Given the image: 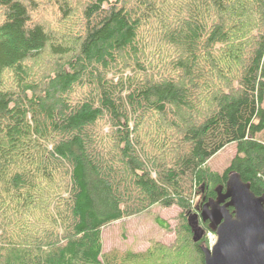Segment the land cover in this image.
I'll list each match as a JSON object with an SVG mask.
<instances>
[{"label":"trees","instance_id":"trees-1","mask_svg":"<svg viewBox=\"0 0 264 264\" xmlns=\"http://www.w3.org/2000/svg\"><path fill=\"white\" fill-rule=\"evenodd\" d=\"M45 1L0 0V264H159L103 251L105 226L153 204L180 209L204 264L194 198L232 171L264 193V0H82L78 24L47 0L63 25Z\"/></svg>","mask_w":264,"mask_h":264},{"label":"rangeland","instance_id":"rangeland-1","mask_svg":"<svg viewBox=\"0 0 264 264\" xmlns=\"http://www.w3.org/2000/svg\"><path fill=\"white\" fill-rule=\"evenodd\" d=\"M68 4L73 11V14L69 18L70 23L78 24L83 2L82 0H68ZM60 14L55 4L46 0L38 17L46 21L58 23L57 25L69 23L68 19L67 22L60 19ZM49 58V55L45 52L38 55L31 65L35 74L47 72V70L43 69L47 67L44 68L46 61L50 60ZM49 69L51 70L52 68L49 66ZM6 74L8 75V73ZM235 152V144L229 143L209 158L207 165L211 170L221 173L229 165ZM193 204L194 207L200 205V210H195V213L190 215V222L193 229L196 230L203 203L200 204L199 196H196ZM179 212L180 209L176 205L166 207L160 204H153L138 214L111 222L102 229L103 251L105 253L114 251L117 253H139L152 248V250L166 253L165 261L156 257L155 260L159 264H190L194 262L193 254L188 251L189 243L187 238L182 233V220L178 218ZM158 219L162 220L166 226L165 224H160ZM207 225L209 226L208 222ZM204 237L207 240V245L202 244L201 248L203 246L211 247V240L214 238V241L216 240L214 231L211 228L205 231Z\"/></svg>","mask_w":264,"mask_h":264},{"label":"water","instance_id":"water-1","mask_svg":"<svg viewBox=\"0 0 264 264\" xmlns=\"http://www.w3.org/2000/svg\"><path fill=\"white\" fill-rule=\"evenodd\" d=\"M215 191V199L200 211L216 236L211 247L201 248L204 264H264V193L255 194L236 171ZM196 230L194 241L202 235L198 226Z\"/></svg>","mask_w":264,"mask_h":264},{"label":"flooded vegetation","instance_id":"flooded-vegetation-1","mask_svg":"<svg viewBox=\"0 0 264 264\" xmlns=\"http://www.w3.org/2000/svg\"><path fill=\"white\" fill-rule=\"evenodd\" d=\"M211 199H215V196L214 197H208V199L205 202H208ZM205 202H203V203H205ZM199 210H200V205L196 207V211H199Z\"/></svg>","mask_w":264,"mask_h":264},{"label":"built area","instance_id":"built-area-1","mask_svg":"<svg viewBox=\"0 0 264 264\" xmlns=\"http://www.w3.org/2000/svg\"><path fill=\"white\" fill-rule=\"evenodd\" d=\"M215 237H216V236H215ZM214 239H215V238H214ZM214 239L211 240V245H210V246H212V245L214 244V242H215Z\"/></svg>","mask_w":264,"mask_h":264}]
</instances>
